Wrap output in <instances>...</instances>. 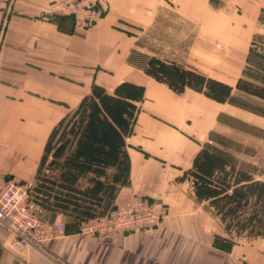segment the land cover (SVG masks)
Returning <instances> with one entry per match:
<instances>
[{
    "label": "crops",
    "instance_id": "1",
    "mask_svg": "<svg viewBox=\"0 0 264 264\" xmlns=\"http://www.w3.org/2000/svg\"><path fill=\"white\" fill-rule=\"evenodd\" d=\"M55 1L0 0V173L31 184L49 131L91 85L112 94L128 82L144 91L126 139L129 186L119 190L114 205L142 196L161 200L169 212L157 228L103 237L74 234L63 218L66 234L39 249L16 248L0 224V264H264V236L247 241L243 250L213 246L216 236L225 237L222 224L187 196L188 183L175 182L200 148L181 132L199 136L226 103L189 88L175 93L131 58L146 53L213 79L191 56L223 54L226 25H250L235 41L237 54L229 52L241 61L247 41L264 25V0H109L88 28L51 13ZM193 29L198 32L192 43ZM182 51L186 62L177 56ZM130 139L148 156L129 150Z\"/></svg>",
    "mask_w": 264,
    "mask_h": 264
},
{
    "label": "trees",
    "instance_id": "2",
    "mask_svg": "<svg viewBox=\"0 0 264 264\" xmlns=\"http://www.w3.org/2000/svg\"><path fill=\"white\" fill-rule=\"evenodd\" d=\"M138 68L175 93L189 88L218 103H237L229 85L159 58L147 57ZM143 91L123 82L109 94L92 84L76 107L57 121L47 135L30 184L29 202L36 209L68 219L74 232L80 223L116 209L119 190L129 186L126 139L133 131L136 103ZM233 159L226 151L204 145L190 167L175 178V182L188 183L195 201L205 204L222 224L225 237L216 236L213 246L225 251L239 239L264 236V180Z\"/></svg>",
    "mask_w": 264,
    "mask_h": 264
},
{
    "label": "rangeland",
    "instance_id": "3",
    "mask_svg": "<svg viewBox=\"0 0 264 264\" xmlns=\"http://www.w3.org/2000/svg\"><path fill=\"white\" fill-rule=\"evenodd\" d=\"M226 28L228 29L225 30V37L222 40L224 53L220 54V57L214 52H209L208 56H191V59L202 66L197 69L204 74H211L214 76L213 79L229 83L232 89L233 101L238 104L226 103V105H219V112L208 118L207 126L205 129H201L199 136L193 137L184 132H181V134L191 140L194 145H197L196 147L206 145L213 149H221L228 152L234 157L233 160L237 166L250 171L255 178L264 180V25H259L257 31L251 35L250 42L247 41V52L241 61L232 60L229 52H235L234 49H237L235 41L240 38L241 33L243 34V32L247 31V28H250V25H226ZM242 28H245V30ZM229 29L235 34H228ZM197 32V29H193L191 34L192 43L197 36ZM236 33H239V36ZM143 39L151 45V40L147 38L146 34ZM190 48V45H186L187 50ZM239 48L241 50L245 49L243 45L239 46ZM249 51L251 52L249 53ZM248 54L249 58L247 59ZM177 56L181 57L185 62L186 60L184 59L188 57L183 51ZM147 57L148 54L146 53H136L131 58H133V63L140 67ZM221 57L223 58L221 59ZM196 138H199V140ZM133 141L134 139H130L128 149H135L148 156V153L144 152L139 146H133ZM192 147L194 148L195 146ZM182 163L181 166H185L186 162ZM15 179L25 183L17 178ZM185 191L186 194L188 193L187 196H189V191ZM138 198L147 199V197L142 196ZM153 201L165 208H162L164 210L163 215L160 214V225L163 221L162 219L167 216L169 207L161 203V200L154 199ZM123 204L124 202L116 206V208L121 207L118 212L128 213L133 204ZM111 212L99 218L108 216ZM35 213L41 221L48 223L61 222L66 225L62 222L63 218L40 212L38 209L35 210ZM69 226L72 227V223ZM71 232L77 234L73 229ZM234 245H237L241 250L249 247L248 242L241 239L236 241Z\"/></svg>",
    "mask_w": 264,
    "mask_h": 264
},
{
    "label": "built area",
    "instance_id": "4",
    "mask_svg": "<svg viewBox=\"0 0 264 264\" xmlns=\"http://www.w3.org/2000/svg\"><path fill=\"white\" fill-rule=\"evenodd\" d=\"M108 5L109 0H58L50 9L54 14L72 16L77 27L88 28L101 17ZM29 190V183L15 178L5 179L0 173V224L12 235L13 245L18 249H39L66 234L63 223H48L38 218L36 208L29 202ZM128 203L133 204L128 213H119L121 207H118L108 216L80 223L77 234L103 237L147 231L159 226L160 214L164 213L161 204L138 197L125 201L123 205Z\"/></svg>",
    "mask_w": 264,
    "mask_h": 264
},
{
    "label": "bare ground",
    "instance_id": "5",
    "mask_svg": "<svg viewBox=\"0 0 264 264\" xmlns=\"http://www.w3.org/2000/svg\"><path fill=\"white\" fill-rule=\"evenodd\" d=\"M51 7V6H50Z\"/></svg>",
    "mask_w": 264,
    "mask_h": 264
}]
</instances>
